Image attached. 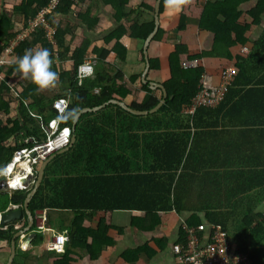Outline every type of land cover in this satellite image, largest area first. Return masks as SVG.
<instances>
[{
    "label": "trees",
    "instance_id": "16d2710c",
    "mask_svg": "<svg viewBox=\"0 0 264 264\" xmlns=\"http://www.w3.org/2000/svg\"><path fill=\"white\" fill-rule=\"evenodd\" d=\"M50 1L24 0L21 7L26 17L22 29L12 28L14 14H0V61H3L0 74H4L0 79V173L17 151L46 140L42 124L59 116L53 106L56 99L67 100L65 112L99 106L110 99L124 101L134 109L150 110L163 95L161 89H152L143 82L142 75L126 77L121 63L119 67L110 63L112 56L120 62L126 58L121 37L129 34L145 41L154 29V19L141 24L135 22L129 28L120 23L109 32L105 44L93 49V74L82 79L77 68L87 58L91 42L74 34L72 42L65 45L66 34L57 20L61 14L71 13L78 0H60L46 14L45 20L56 29L52 39L40 24L7 52L30 19ZM116 1L114 19H128L130 15L123 14L122 9L130 0ZM246 1L249 0L207 1L202 7L198 24L200 29L214 33L213 46L195 55L188 52L186 44L175 46L169 56L170 77L164 82L168 96L157 111L139 115L110 103L80 115L73 145L64 152L56 151L29 204L33 214L38 209L46 210L47 226L68 230L65 250L45 249L36 255L31 250L17 248L13 264L43 261L73 264L87 255L96 261L104 246L111 242L107 232L113 226L108 218L117 209L144 212L145 218L136 219L135 223L149 231L161 225V212L190 213L189 225L201 222L221 225L239 251L248 255L251 264H264V211L255 210L258 203L264 202V0H258L248 11L253 18L251 24L257 31L261 28V34L254 40L247 35L251 24L241 20L244 14L241 4ZM142 6L153 15V4ZM163 7L164 0L160 12ZM162 35L159 28L153 40H161ZM247 42H252L248 53L231 51L232 46L241 48ZM34 48L49 50L51 67L58 73L57 82L62 83L59 91L47 94L37 91L25 77L14 84L10 81L19 73L15 58ZM56 51L62 59L69 58L70 53L73 64L69 70L57 71ZM203 57L231 60L219 75L228 65H234L237 72L218 105L200 106L189 114L186 108L201 89L205 68L186 67L184 63ZM139 60L145 61L143 49L139 51ZM150 64L151 68L158 67L154 58H150ZM10 84L14 86L13 92ZM135 88L145 94L128 102ZM12 102L16 104V117L4 121ZM73 123L74 120H61L60 128H72ZM31 189L3 191L0 187V214L14 207L23 209L21 219L0 225V240L10 247L13 235L28 223L24 201ZM98 211H104L106 219L101 218L97 229L82 227V219L93 217ZM41 236L37 233L34 241H40ZM185 240L181 228L178 241ZM141 249L128 248L122 256L127 262L143 264L138 256Z\"/></svg>",
    "mask_w": 264,
    "mask_h": 264
},
{
    "label": "crops",
    "instance_id": "0c3cea01",
    "mask_svg": "<svg viewBox=\"0 0 264 264\" xmlns=\"http://www.w3.org/2000/svg\"><path fill=\"white\" fill-rule=\"evenodd\" d=\"M207 1L216 0H188V3L184 6L183 10L175 16L165 15L163 7L159 13V28H161L163 31L162 38L161 40L152 39L148 48L149 61L150 58L156 59L158 61V67L151 68L150 64L146 74L148 81H153L164 85V82L169 79V56L177 44H186L188 52L192 55L198 54L203 50H210L212 48L214 43V33L200 29L198 24V20L201 15V9H203L202 7L205 6ZM257 1L258 0H249L241 4V9L244 12L241 20L250 24L252 23L253 18L248 14V11L254 7ZM23 2L24 0H0V14L3 12H6L8 15L14 14L15 22L12 27L13 29H22L25 27V11L21 7ZM116 3V0H78L77 6L74 7V10H72L71 13L61 14V18H57L58 21H61V28L66 34L64 41L65 45L68 46V44L72 42L70 39L74 34L80 36L83 39L87 38L90 40L91 45L88 49V56L85 58L84 62L92 60V56L94 54L93 49L95 47H101L104 45L105 37L109 34V32L118 27L120 23L121 25L124 24L127 28H129L135 22L141 24L154 19L155 23L154 13L152 15L147 8L142 6V4H153L155 6L156 0H130L127 6L122 9L123 14H128L130 16L128 19L127 17H122V19H120L121 21L114 19L113 5ZM35 5L36 3H34V6ZM134 10H137L136 13L133 12ZM183 21L184 24H182ZM180 23L183 25L182 29L179 27ZM253 25L254 24H251L252 28L248 31L247 35L254 40V38L261 34V28H259L257 31L255 29V25ZM253 32L255 33L253 34ZM120 41L126 47V58L124 62H120L121 60L117 59L115 56H112L110 63L117 67H119V63H121L120 67L126 77L133 75H143L146 69V59L145 61L139 60V51L143 49L144 40L134 38L129 34H124ZM251 44L252 42H247L241 46V48L248 47L250 51ZM241 48L239 45L232 46L231 51L236 53L240 51ZM67 57L69 58L62 59L60 55H58V51L55 52V68L57 71L60 72L62 69L69 70L72 67L73 61L70 58V53H68ZM197 62V65H202L205 68L204 74L207 76V82L212 85H216L220 79L219 72L221 68L230 63L231 60L203 57L197 60ZM3 76L4 74L1 73L0 79ZM22 78L23 76L18 73L13 75L10 81H13L14 84L16 81H19ZM10 86L12 87L13 92L14 86L11 84ZM61 87L62 83H58L53 88L43 89V92L46 94L53 93V91H59ZM144 94V91L139 88H135L134 94L128 96V102H131L133 99L137 98L141 99ZM11 117H16L15 102L11 103L9 114L4 116V121H7ZM12 137L13 136L11 135L8 138L11 139ZM31 181L32 178L30 181H27L28 184L31 183ZM34 215L36 216L37 221V225H35L36 228L31 227L30 230L21 235L23 238V245L25 247L22 250H31L34 254L41 255L45 249H47V243L49 240H51L53 233L67 231L68 235V230H59L57 227L47 226L45 224V209L36 210ZM189 215L190 213L179 214L176 211L161 212V225L158 226L154 231H149L141 229L135 223L136 219L142 220L145 218L144 212L125 209L113 210L110 217L108 218V222L114 227H112L107 232V238L111 240L110 244L104 246L105 248L101 251L99 258L96 261L90 260L89 255H87L80 262L73 264H134L133 262H127L123 258L122 253L128 248L139 247H142V249L139 251L138 256L142 260L143 264H177L173 251V245L177 243L179 239L180 230L182 228L180 225L181 218L187 219ZM101 218L106 219L104 211H98L93 217H84L81 221V225L84 228L97 229L101 222ZM27 224L23 228H25ZM42 225L43 229L39 230V227ZM33 231H35L36 234L29 242L26 240V238ZM37 233H40L42 236L40 241L35 242L34 239L37 236ZM159 234L164 235L162 239L158 237ZM156 236L158 237L157 240H159V243L156 241ZM90 241L91 238L89 237L88 242ZM10 253L11 247L8 245V243L6 241L0 240V264H7ZM41 264L51 263H48V261H43Z\"/></svg>",
    "mask_w": 264,
    "mask_h": 264
},
{
    "label": "built area",
    "instance_id": "2783aa9c",
    "mask_svg": "<svg viewBox=\"0 0 264 264\" xmlns=\"http://www.w3.org/2000/svg\"><path fill=\"white\" fill-rule=\"evenodd\" d=\"M59 1L51 0L46 8L41 10L36 17L30 19L26 28L11 42L7 52H11L19 41L29 37L31 32L40 24H43L47 29V37L52 39L56 34V29L45 20V17L46 14L52 12L57 7ZM240 50L244 53L249 52L248 47H242ZM1 63L3 61H0ZM197 63V60H188L184 64L186 67H195ZM94 65V60L81 63L77 68L78 77L80 79L85 77L84 71L88 67H91L93 74ZM236 72L237 68L234 65H228L221 71L219 83L216 85L208 83L207 76L203 74L200 81L201 89L190 107L186 108V112L193 114L200 106L218 105L224 97L227 85L231 82ZM53 106L57 109L58 117H60L66 110L67 100L64 98L56 99ZM58 117L51 119L47 124H42V129L47 135L43 143L35 144L29 149L17 151L12 161L1 171V175L7 178L8 184L10 177H15V175L19 174L20 177H23L22 188H26V180L32 178L35 167L46 160L51 154L69 145L72 135L71 127L60 128L61 120ZM18 157L21 159L19 163L15 161ZM25 162L29 165V170L24 166L23 163ZM10 164H13V169L7 171ZM18 164H21L22 170L15 172L17 171ZM9 188L11 187L9 186ZM180 225L185 232L186 240L184 243L178 241L173 245L177 264H251L248 255L239 251L221 225L201 222L194 226L189 225L186 218H181ZM41 229H43V225L39 227V230ZM67 241V231L55 232L51 240L48 241L46 248L56 252H63Z\"/></svg>",
    "mask_w": 264,
    "mask_h": 264
},
{
    "label": "water",
    "instance_id": "95a60500",
    "mask_svg": "<svg viewBox=\"0 0 264 264\" xmlns=\"http://www.w3.org/2000/svg\"><path fill=\"white\" fill-rule=\"evenodd\" d=\"M161 1L162 0H156L155 10H154L155 26H154V29L151 31V33L146 37V39L144 41L143 53H144L145 59H146V69H145V71H144V73L142 75L143 82L149 83V85H150V87L152 89H161L162 90L163 95H162V98L159 101V103L155 107L150 109V110H138V109L132 108L131 106H129L124 101H120V100H117V99H110V100L104 102L103 104H101L99 106L82 108L80 111L77 112V115H76V117L74 119V123H73V126L71 128L72 135H71V140H70L69 145L64 147L63 149L57 151L58 153H61V152H64V151L68 150L73 145V143H74V141L76 139V135L74 134V131L76 130L78 119H79L81 114H83V113H85L87 111H95V110H98L99 108H101V107H103V106H105L107 104L115 103V104H118V105L122 106L123 108L129 110L132 113L142 115V114H147V113H150V112H155L164 104V102L166 101V98L168 96V92H167L166 87L163 84L156 83V82H153V81H148L147 78H146V74H147L148 68L150 66V61H149V56H148V48H149L150 42L152 41V39L154 38V36L156 35V33L159 30V22H160L159 13H160ZM57 152L51 154L46 160H44L41 163L40 168H39V170L37 172V176H36L34 185H33L32 189L28 192V194H27V196L25 198L24 210H25V213L27 214V217H28V224H27V226L25 228L18 230L14 234V236L12 238V242H11V253H10L9 257H8L7 264H13L14 258L16 256V250L18 248L17 247V239L21 235H23L26 231L30 230L31 227H34L35 225H37L36 216L31 212V210L29 208V204H30V201H31L32 197L34 196V194L36 193V191L38 190L39 186L42 183V180L44 178L45 168H46L47 164L51 161V159L53 157H55ZM0 184L4 185L5 187H7L8 183H7L6 178H1L0 179ZM22 216H23V209L19 208V207H14V208H12V209L0 214V225H4V224L10 223V222L19 220V219L22 218ZM35 234H36V232L33 231L32 233H30L27 236L26 240L30 242L32 240V238L35 236Z\"/></svg>",
    "mask_w": 264,
    "mask_h": 264
},
{
    "label": "clouds",
    "instance_id": "9594fccd",
    "mask_svg": "<svg viewBox=\"0 0 264 264\" xmlns=\"http://www.w3.org/2000/svg\"><path fill=\"white\" fill-rule=\"evenodd\" d=\"M187 3H188V0H164V14L167 16L178 15L183 10L184 6ZM14 63H15L16 70L23 77L29 78L32 81V83L36 86L37 91H40L43 89H50L56 86L58 73L54 71L51 67L52 59L50 57V53L47 48L30 49L26 51L22 56L16 57ZM84 74L86 76H90L92 74L91 67L86 68L84 71ZM76 115H77V110L71 109L65 112L62 116L58 117V119L74 120ZM40 165L41 163L39 164V168H40ZM34 170H35L34 172L36 173L38 172L39 169H34ZM36 176H35V179H36ZM28 180L30 181L31 178H29ZM28 180H26L27 186L31 184V183L28 184L27 182ZM16 189H23V188L20 187ZM262 208H264V202L258 203L255 207V210L260 211Z\"/></svg>",
    "mask_w": 264,
    "mask_h": 264
},
{
    "label": "bare ground",
    "instance_id": "6f19581e",
    "mask_svg": "<svg viewBox=\"0 0 264 264\" xmlns=\"http://www.w3.org/2000/svg\"><path fill=\"white\" fill-rule=\"evenodd\" d=\"M15 161H17L18 163L21 162V159L18 157ZM24 166L29 170V165L25 162L23 163ZM13 169V164H10L8 166V170L7 171H11ZM6 171V172H7ZM23 177H20L19 174L15 175V177H10L9 178V186L16 189V188H20V187H23L22 183H23V180H22Z\"/></svg>",
    "mask_w": 264,
    "mask_h": 264
},
{
    "label": "rangeland",
    "instance_id": "374dc122",
    "mask_svg": "<svg viewBox=\"0 0 264 264\" xmlns=\"http://www.w3.org/2000/svg\"><path fill=\"white\" fill-rule=\"evenodd\" d=\"M21 168H22V167H21V164H18V165H17V168H16L17 171H15V172H19V171H21V170H22ZM35 169H39V165L36 166ZM35 175H36V173L34 172V175L32 176L31 184H30L29 186H27V188L33 187L34 182H35V181H34V180H35ZM1 178H5V176H4V175H0V179H1ZM0 187H1V190H3V191H6V190L10 191V190H12L11 188H9V187H5L4 185H1V184H0ZM13 189H14V188H13ZM262 210L264 211V208H262ZM34 227H35V226H34ZM35 228H36V227H35ZM17 242H18V243H17L18 248H19V247H20L21 249L25 248L24 245H23V238H22V236L19 237V239H18ZM26 250H27V249H26Z\"/></svg>",
    "mask_w": 264,
    "mask_h": 264
}]
</instances>
